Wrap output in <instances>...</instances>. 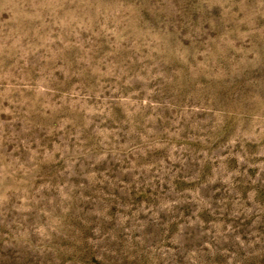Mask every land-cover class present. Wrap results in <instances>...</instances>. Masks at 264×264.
Returning <instances> with one entry per match:
<instances>
[{"label": "rangeland", "instance_id": "obj_1", "mask_svg": "<svg viewBox=\"0 0 264 264\" xmlns=\"http://www.w3.org/2000/svg\"><path fill=\"white\" fill-rule=\"evenodd\" d=\"M0 264H264V0H0Z\"/></svg>", "mask_w": 264, "mask_h": 264}]
</instances>
